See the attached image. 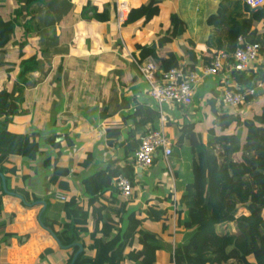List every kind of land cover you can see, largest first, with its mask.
Returning a JSON list of instances; mask_svg holds the SVG:
<instances>
[{
    "label": "crops",
    "instance_id": "1",
    "mask_svg": "<svg viewBox=\"0 0 264 264\" xmlns=\"http://www.w3.org/2000/svg\"><path fill=\"white\" fill-rule=\"evenodd\" d=\"M150 1L131 0L129 20L119 26L115 0H32L30 5L28 0H0V14L5 19L16 18L18 22L9 43L0 52V91L6 89L18 96L16 89L21 88L23 97L22 104L15 101L18 112L10 116L7 129L30 135L41 149L35 159L16 154L8 157L6 165L16 167V172L8 173L7 187L23 196L26 193L31 202L25 199L27 203H24L9 193L3 196L0 264L4 261L8 264H67L72 246L62 248L52 231L41 225L40 218L68 221L66 200L61 199L60 193L67 198L87 199L86 178L105 169L110 162L124 167L134 161L132 150H127L131 142L129 134L136 128L145 107L159 113L156 126L160 127V110L150 99L149 83L139 74L127 50L142 57V46L157 45L160 38L169 35L170 16L177 13L185 22L186 32L164 43L159 50L160 58L174 54L178 64L192 69L205 64L203 57L209 50L207 39L211 29L207 18L216 12L220 0H160L157 14L146 22L142 6ZM190 40L195 43L199 60L195 67L186 65ZM262 61L264 56L256 63ZM27 67L32 68L22 74ZM234 71L226 65L223 71L204 76L195 88L192 105L167 103L164 106L165 128L174 153L168 162L161 154H156L155 163L142 170L135 164L138 180L143 184L133 188L124 228L129 223V213L142 211L143 217L148 207L171 210L173 204L167 201L168 194L171 191L176 197L182 194L184 182L191 176L190 141L176 145L183 125L197 124L204 140H213L220 147L218 137L223 133L213 137L209 133L217 118L211 101L215 97V107L220 110L222 90L239 88ZM229 109L243 118L261 114L264 88L244 105ZM110 128H118L119 132H112L114 137H110L107 134ZM231 132L234 127L227 131ZM52 138L56 144L49 140ZM49 158L53 163L45 165ZM87 158L90 161L85 164ZM55 163L68 169V174L61 178L68 182L69 190L51 181ZM2 187L0 177V190ZM110 193L107 191L106 196ZM121 198L125 199L122 195ZM168 224L167 231H163L162 221L148 219L143 224V229L158 233L166 245L158 251L156 264H175L170 246L183 236L171 237L174 221ZM88 227L92 229V219ZM83 241L85 245L75 243L87 250L92 242L90 236H84ZM133 247L140 249L141 244L136 241ZM87 254L93 255L94 251L87 250Z\"/></svg>",
    "mask_w": 264,
    "mask_h": 264
},
{
    "label": "trees",
    "instance_id": "2",
    "mask_svg": "<svg viewBox=\"0 0 264 264\" xmlns=\"http://www.w3.org/2000/svg\"><path fill=\"white\" fill-rule=\"evenodd\" d=\"M159 2L151 0L142 6L146 22L157 14ZM30 4L32 0H28ZM170 18L169 35L160 38L157 45L142 46V58L148 55L160 58L159 50L164 43L186 32L185 22L177 13H172ZM17 23L16 18L5 19L0 14V52L9 43ZM207 23L211 29L207 39L209 50L203 57L205 63L211 62L219 50H234L247 43H258L261 56H264V6L252 9L243 0H220L216 12L207 18ZM190 43L186 65L195 67L199 60L195 43L192 40ZM160 60L164 70L178 64L174 54ZM30 68H25L22 74ZM233 74L241 90L255 87L264 80V62L256 63L253 70H235ZM16 90L19 91L18 96L6 89L0 91V177L5 175L7 183L8 173L16 172V167L6 165L11 154L35 159L41 153L35 138L7 129L10 116L18 112L15 101L23 103L21 88ZM216 95L219 94L216 92ZM215 103L214 97L211 104L217 118L209 133L212 137L223 133L218 137L220 147L213 140L205 141L195 123L185 124L179 130L176 145L182 146L186 140L190 141L191 176L184 182L179 197L175 199L173 191L166 197L173 204L171 210L148 207L143 217L142 211L131 212L128 214L129 223L124 228L131 200L121 198L118 178H129L133 188L143 182L138 180L134 161L124 167L110 162L105 169L84 180L87 199L80 200L78 196L67 198L65 209L68 221L57 222L43 217L46 228L54 232L64 246H72L67 264L73 261L79 250L75 242L85 245L83 237L87 235L92 241L87 250L94 251V254L88 255L87 250H83L74 264H127L128 261L133 264H156L158 251L166 245L158 233L143 229L144 221L148 219L162 221L163 231L169 230V221H174V231L170 232V236H183L182 240L170 246L175 264H264V109L261 114L243 118L240 113L223 105L218 110ZM158 117V112L145 107L136 128H132L129 134L131 142L127 150H132L133 156L142 136L158 128ZM149 124L151 126L146 128ZM231 127H234V132L227 133ZM112 132L118 133L119 129L110 128L108 136L114 137ZM49 140L56 144L54 138ZM89 161L90 158H87L84 163ZM51 163L52 158L45 160V165ZM68 172V169L55 163L51 181L59 188L69 190L68 182L61 178ZM8 189L12 190L9 185ZM107 191L111 192L109 196H106ZM5 194L6 191L1 189V210ZM24 196L31 202L26 193ZM90 219L93 222L91 230L88 227ZM136 241L141 244L140 249L133 247ZM3 264L8 263L4 261Z\"/></svg>",
    "mask_w": 264,
    "mask_h": 264
},
{
    "label": "built area",
    "instance_id": "3",
    "mask_svg": "<svg viewBox=\"0 0 264 264\" xmlns=\"http://www.w3.org/2000/svg\"><path fill=\"white\" fill-rule=\"evenodd\" d=\"M243 1L252 9L264 6V0ZM115 2L118 25L122 26L128 22L132 12L131 0H115ZM127 54L135 62L139 74L149 83L150 99L160 110V127L142 136L141 143L134 152V162L142 168L151 167L156 154H161L168 162L174 153L172 140L165 128L167 116L164 106L167 103L188 107L193 104L195 88L204 76L217 74L223 71L226 65L234 70L248 71L261 58L258 43H247L234 50H219L211 62L197 69L178 64L164 70L161 60L152 55L142 58L128 50ZM262 88H264V80L258 82L257 86L245 90H241L240 87L236 90L226 87L221 92L219 104L228 108L239 107L245 104L250 96L258 94L259 89ZM117 185L125 199L132 197L133 185L129 178L119 176ZM60 197L62 200H67L65 194L60 193ZM174 206L176 208V204Z\"/></svg>",
    "mask_w": 264,
    "mask_h": 264
},
{
    "label": "water",
    "instance_id": "4",
    "mask_svg": "<svg viewBox=\"0 0 264 264\" xmlns=\"http://www.w3.org/2000/svg\"><path fill=\"white\" fill-rule=\"evenodd\" d=\"M139 169L142 170L143 168H142V167H139ZM1 179H2V182H3V187H2V188H3V190L6 191V193H9V194H13V195H15V196H18V197H19L24 203H27L26 200H25V197H24L22 194H19V193H16V192L10 191V190L8 189L5 175L1 174ZM41 202H42L44 205L46 204L45 201H41ZM40 220H41V225H42L43 227H45V224L43 223L42 218H40ZM52 234H53V236L55 237V239L57 240V242L59 243V245H60L62 248H67V247H69V246H64V245L60 242V240L58 239L57 235H56L54 232H52ZM75 245L79 246V250L76 252V254H75L74 258H73V261H72L70 264H74L77 255L83 250V246H82L80 243H75ZM86 264H90V263H86Z\"/></svg>",
    "mask_w": 264,
    "mask_h": 264
},
{
    "label": "rangeland",
    "instance_id": "5",
    "mask_svg": "<svg viewBox=\"0 0 264 264\" xmlns=\"http://www.w3.org/2000/svg\"><path fill=\"white\" fill-rule=\"evenodd\" d=\"M4 258H6V259L8 258V254L7 253L4 254Z\"/></svg>",
    "mask_w": 264,
    "mask_h": 264
}]
</instances>
